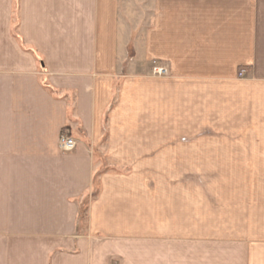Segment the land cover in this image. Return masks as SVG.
<instances>
[{"label":"crops","instance_id":"0c3cea01","mask_svg":"<svg viewBox=\"0 0 264 264\" xmlns=\"http://www.w3.org/2000/svg\"><path fill=\"white\" fill-rule=\"evenodd\" d=\"M220 140L224 232L149 166ZM0 264H264V0H0Z\"/></svg>","mask_w":264,"mask_h":264},{"label":"rangeland","instance_id":"374dc122","mask_svg":"<svg viewBox=\"0 0 264 264\" xmlns=\"http://www.w3.org/2000/svg\"><path fill=\"white\" fill-rule=\"evenodd\" d=\"M17 24V2H15L13 26L16 27ZM13 34L16 38L19 37L15 30ZM161 74L162 73H157V75ZM163 74H165V72H163ZM217 125H221V123ZM225 134L226 129L224 125L209 130H198L194 133L195 136L219 138L225 137ZM222 142L221 140L217 142L204 141L200 146L187 145L185 147V159L153 161L149 162V166L152 164L151 167L154 169L180 170L179 175L175 173L170 180H179L186 185H195L196 193H198V188H200L203 208V225H208L209 218H211L210 223L218 227V230H223L224 232L226 227L225 215L227 199L233 197L234 201L240 202L238 198L242 193V186L248 187L256 184L257 177H243V166L239 158L240 155L232 156L231 153L229 155L225 143ZM140 163L143 165L146 164V162ZM140 163L138 167H140ZM248 163L250 165H255V162H246L247 165ZM102 169L119 171L118 168L109 165H104ZM182 170H184L183 173H181ZM232 188L233 190L230 191ZM234 203V205L237 206L236 204L238 203ZM207 227L210 226H203V230H206Z\"/></svg>","mask_w":264,"mask_h":264},{"label":"built area","instance_id":"2783aa9c","mask_svg":"<svg viewBox=\"0 0 264 264\" xmlns=\"http://www.w3.org/2000/svg\"><path fill=\"white\" fill-rule=\"evenodd\" d=\"M165 72L163 68H159L156 70V73H162ZM246 70L245 68H242L239 70L238 75L243 76L245 74ZM58 146L61 151L63 152H70L72 151L75 146H76V141L74 138L71 136L69 131L67 129L62 130L61 134L59 135V141H58Z\"/></svg>","mask_w":264,"mask_h":264}]
</instances>
